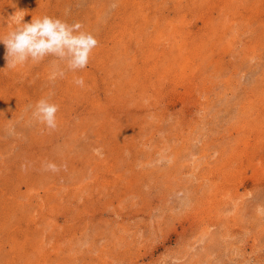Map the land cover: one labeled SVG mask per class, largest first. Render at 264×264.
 <instances>
[{"label": "rangeland", "instance_id": "obj_1", "mask_svg": "<svg viewBox=\"0 0 264 264\" xmlns=\"http://www.w3.org/2000/svg\"><path fill=\"white\" fill-rule=\"evenodd\" d=\"M220 1L0 0V36L47 15L98 40L76 71L7 67L0 42V264H264V45L249 41L264 0ZM184 39L196 63L176 57ZM48 96L54 129L32 115Z\"/></svg>", "mask_w": 264, "mask_h": 264}, {"label": "clouds", "instance_id": "obj_2", "mask_svg": "<svg viewBox=\"0 0 264 264\" xmlns=\"http://www.w3.org/2000/svg\"><path fill=\"white\" fill-rule=\"evenodd\" d=\"M0 42L6 46L7 67L16 68L29 59L39 62L45 56L52 55L57 57L59 62H64L71 71L84 69L89 63L93 49L98 45L96 37L83 30L80 22L69 24L47 15L32 18L28 23L16 21L14 30L0 36ZM57 68L58 71L52 74L53 79L57 75H64L58 63ZM74 82L81 87L84 85L83 77L75 78ZM58 110L59 105L51 102L50 97L41 98L36 102L32 115L39 123L54 129L57 126ZM97 153L99 154V150ZM45 169L52 172L60 170L53 162L46 163Z\"/></svg>", "mask_w": 264, "mask_h": 264}, {"label": "bare ground", "instance_id": "obj_3", "mask_svg": "<svg viewBox=\"0 0 264 264\" xmlns=\"http://www.w3.org/2000/svg\"><path fill=\"white\" fill-rule=\"evenodd\" d=\"M133 1V0H132ZM222 1V0H221ZM221 1H220V3H221ZM253 1H257V0H253ZM259 1H261V0H259ZM135 2V1H134ZM173 2V1H172ZM225 2V1H224ZM236 2H238V1H236ZM189 4V3H188ZM202 4V3H201ZM203 4H205V2H203ZM238 4H239V2H238ZM194 5V4H193ZM200 5V4H199ZM231 5L233 6V3H229V2H225V3H223V5H219L218 6V4L217 3H214L213 2V5L212 6H210L211 8H206L205 9V13H206V18H202V23H203V30H205V32L209 29V26H211L212 28L211 29H213V31L214 32H216L217 33V30H216V28H215V26H213V24H212V21L214 22V18H213V16H214V13H216V12H219V11H221V12H223V11H225V13L227 14V11H229L228 9H230V8H232L231 7ZM240 5H242V6H240L241 8H244L245 6L243 5V4H241L240 3ZM176 6V5H175ZM205 6V5H204ZM200 7V6H199ZM194 8V7H193ZM203 8V7H202ZM117 10V9H116ZM146 10H149V11H153L154 13H156V12H159L160 14L161 13H165V9H163L162 10V8H153V7H148V8H146L145 9V11ZM194 10V9H193ZM204 10V9H203ZM231 10V9H230ZM96 11V10H95ZM235 11V10H234ZM139 12H141V10H139ZM142 12H144V11H142ZM152 12V13H153ZM236 12V11H235ZM240 12V11H239ZM185 14V12L183 11L182 12V14ZM201 13V12H200ZM237 13V12H236ZM250 13H251V11H250ZM137 14H138V12H137ZM191 14H193V12H191ZM222 14V13H221ZM249 15V14H248ZM156 16V15H155ZM237 16V15H236ZM243 16V15H242ZM176 17V16H175ZM201 17H203V15L201 16ZM222 17L223 18H221V23H220V21H218V24H217V26L219 27V31L218 32H222L223 34H227V32H226V30H223V29H221V24L222 23H225V21L224 20H226L227 21V19L226 18H224V16L222 15ZM246 17V16H245ZM144 18H146V17H144ZM165 18V17H164ZM177 20V19H176ZM241 20V19H240ZM248 20V19H247ZM242 21V20H241ZM243 21H244V19H243ZM256 22L258 23V24H261L260 23V21H258V20H255V21H251L250 22V32L249 33H251V36H252V38H250L249 39V41L251 42L250 44H258V46H262V45H264V33H257V28L255 27L256 26ZM264 21L262 20V23H263ZM168 23V22H167ZM248 23V22H247ZM102 24V23H101ZM97 25V24H96ZM239 25V24H238ZM223 26V25H222ZM227 26V28L228 29H230L231 28V25H226ZM248 26V25H247ZM261 26V25H260ZM240 27H241V25H240ZM145 28V27H144ZM170 28H172V27H170ZM244 28V27H243ZM259 29V28H258ZM186 30V29H185ZM249 30V29H248ZM106 31V30H105ZM115 31V30H114ZM117 31V30H116ZM140 31V30H139ZM139 31H137V32H139ZM154 31V30H153ZM157 31V30H156ZM149 32V31H148ZM159 32V31H158ZM212 32V31H211ZM235 32V31H234ZM245 32V31H244ZM176 33V32H175ZM221 33V34H222ZM242 34V33H241ZM157 35V34H156ZM187 35H188V37H186V39H192V38H194V37H197V35H195V36H193V31L192 30H190L188 33H187ZM208 36V35H207ZM229 36H231V35H229ZM250 36V37H251ZM226 37H227V39H228V36L226 35ZM186 39H184V40H182V44H180L179 45V47H177V49L178 48H181L182 50L181 51H176L175 52V55H176V57H185V60H186V62H190V59H189V57H193L194 58V60H193V62L192 63H196V59L198 58V56H195L194 54H187V52H186V50L185 49H187L188 48V46H187V40ZM178 40V39H177ZM234 40V39H233ZM181 41V40H180ZM155 43V42H154ZM198 44V46H201L200 45V43L198 42L197 43ZM205 44V41L203 42V45ZM239 44V43H238ZM243 44V43H242ZM171 45V44H170ZM248 46V45H247ZM140 47V46H139ZM174 48V46H171L170 47V49H169V51L171 52L172 51V49ZM264 48V47H263ZM138 49V48H137ZM141 49H142V47H141ZM196 49V48H195ZM174 50V49H173ZM197 50V49H196ZM199 50V49H198ZM203 50V49H202ZM261 51V50H260ZM170 52H168L167 51V53H170ZM189 53V52H188ZM141 54H142V52H141ZM204 54V53H203ZM185 55V56H184ZM189 57H188V56ZM133 56H134V54H133ZM172 56H174V55H167L166 57L167 58H171ZM203 56V55H202ZM204 57V56H203ZM209 57V56H208ZM119 60V59H118ZM122 60V59H121ZM176 60V59H175ZM198 60V59H197ZM208 60V59H207ZM209 61V60H208ZM207 61V62H208ZM119 62H121V61H119ZM141 63H143V66L142 67H144V65H145V67H146V63L148 64L149 62H147L146 60H145V57H141ZM154 63V62H153ZM111 65V64H110ZM122 65H123V63H122ZM163 65V64H162ZM164 65H165V63H164ZM117 66V65H116ZM137 66V65H136ZM209 66V65H208ZM99 67V66H98ZM104 67V66H103ZM114 67V66H113ZM117 67H119V66H117ZM116 67V68H117ZM122 67V66H121ZM121 67H119V68H121ZM163 67H166V66H163ZM173 67V66H172ZM141 68V67H140ZM186 68V67H185ZM210 68V67H209ZM259 69H261V68H259ZM127 70V69H126ZM142 70V69H141ZM262 70V69H261ZM24 71V70H23ZM145 71V70H144ZM129 72H130V70H129ZM146 72V71H145ZM166 72H168V71H166ZM108 73V72H107ZM164 73V72H163ZM189 73H191V72H189ZM108 74H110V73H108ZM112 74V73H111ZM137 74V73H136ZM147 74V73H146ZM257 74H259V73H257ZM133 75V74H132ZM150 75V74H149ZM145 76V75H144ZM168 76V75H167ZM170 77H172V76H170ZM73 78V77H72ZM181 78V77H180ZM149 79H150V76H149ZM111 80H113V79H111ZM130 80V79H129ZM151 80V79H150ZM94 81V80H93ZM107 81V80H106ZM127 81V80H126ZM137 81V80H136ZM141 81V80H140ZM107 83V82H106ZM150 83H152V82H150ZM142 84V83H141ZM77 85V84H76ZM75 85V86H76ZM146 85V84H145ZM156 85V84H155ZM150 86V85H149ZM89 87V86H88ZM107 87V86H106ZM144 87V86H143ZM146 87V86H145ZM153 87V86H152ZM90 88V87H89ZM154 88V87H153ZM82 89V88H81ZM95 89V88H94ZM123 89V88H122ZM111 90V89H110ZM109 90V91H110ZM121 90V89H120ZM239 90V89H238ZM104 91V90H103ZM118 91V90H117ZM141 91V90H140ZM158 91V90H157ZM240 91V90H239ZM128 92V91H127ZM235 92V91H234ZM237 92V91H236ZM47 93V92H46ZM100 93V92H99ZM111 93V92H110ZM161 93V92H160ZM85 94V93H84ZM236 94V93H235ZM242 94V93H241ZM263 94V93H262ZM75 96V95H74ZM114 96V95H113ZM116 96V95H115ZM52 97H53V95H52ZM108 97V96H107ZM117 97V96H116ZM148 97H149V95H148ZM48 98H49V96H48ZM153 98V97H152ZM127 99V98H126ZM205 99V98H204ZM207 99V98H206ZM112 100H113V98H112ZM111 100V101H112ZM57 101V100H56ZM98 101V100H97ZM83 102V101H82ZM153 102H154V100H153ZM204 102V101H203ZM209 102V101H208ZM191 103V102H190ZM112 104V103H111ZM87 105V104H86ZM114 105V104H113ZM122 105V104H121ZM101 106V105H100ZM156 106V105H155ZM208 106V105H207ZM106 107H107V105H106ZM238 107V106H237ZM94 108V107H93ZM98 108V107H97ZM230 108V107H229ZM76 109V108H75ZM103 109V108H102ZM232 109V108H231ZM249 109V108H248ZM99 110V109H98ZM104 110V109H103ZM110 110V109H109ZM115 110V109H114ZM128 110V109H127ZM154 110V109H153ZM234 110H236V109H234ZM237 111H239V110H237ZM89 112H91V111H89ZM105 112V111H104ZM157 112V111H156ZM250 113V112H249ZM121 114V113H120ZM119 114V115H120ZM113 115V114H112ZM137 115H138V113H137ZM227 115V114H226ZM241 115V114H240ZM257 115V114H256ZM114 116V115H113ZM232 117H234V115H231ZM236 117H238V115L236 116ZM229 118V117H228ZM235 118V117H234ZM239 118V117H238ZM255 118V117H254ZM259 118V117H258ZM237 119V118H236ZM159 120H161V119H159ZM179 121V120H178ZM236 121V120H235ZM122 122V121H121ZM124 123V122H123ZM64 124V123H63ZM126 125V124H125ZM233 126V125H232ZM45 127V126H44ZM35 128V127H34ZM57 128V127H56ZM243 130V129H242ZM110 131V130H109ZM43 132V131H42ZM82 132V131H81ZM135 132V131H134ZM85 133V132H84ZM136 133V132H135ZM219 134V133H218ZM45 136V135H44ZM247 136V135H246ZM45 138H46V136H45ZM260 140V139H259ZM136 150V149H135ZM67 151V150H66ZM73 151V150H72ZM238 151H240L239 149H238ZM75 152V151H74ZM101 153V152H100ZM180 153V152H179ZM71 156V155H70ZM103 156V155H102ZM231 159H234L233 158V156H229ZM121 158H122V156H121ZM125 158V157H124ZM123 158V159H124ZM171 158V157H170ZM113 159V158H112ZM111 159V160H112ZM117 159V158H116ZM136 159V158H135ZM220 159V158H219ZM238 159V158H237ZM88 160V159H87ZM218 160V159H217ZM137 161V160H136ZM61 162H62V160H61ZM219 164V163H218ZM224 165V164H223ZM120 166V165H119ZM138 166V165H137ZM217 166V165H216ZM86 168V167H85ZM88 168V167H87ZM121 168V167H120ZM224 168H226V167H224ZM221 169V168H220ZM229 169V168H228ZM140 170V169H139ZM146 170V169H145ZM144 170V171H145ZM155 170V169H154ZM153 171V170H152ZM211 170H208V172H206L204 175H202V174H200V178H205V179H208V173L209 174H212V175H216V174H214V171H211ZM231 171V170H230ZM141 172V171H140ZM154 172V171H153ZM224 172H226V169H222L221 170V172H218V173H220V175L222 176V177H226L227 176V174H224ZM70 173V172H69ZM79 173H77V175H78ZM127 174V173H126ZM142 174V173H141ZM71 175H72V173H71ZM146 175V174H145ZM147 176V175H146ZM157 176V175H156ZM83 178V177H82ZM199 178V177H198ZM71 179V178H70ZM210 179V178H209ZM222 179V178H221ZM43 180V179H42ZM254 180H255V178H254ZM259 180V179H258ZM49 181V180H48ZM51 181V180H50ZM71 181V180H70ZM148 181H149V179H148ZM260 181V180H259ZM38 182V181H37ZM214 182V181H213ZM82 183V182H81ZM85 183V182H84ZM149 183V182H148ZM111 184V183H110ZM113 184V183H112ZM27 185V184H26ZM150 185V184H149ZM228 185V184H227ZM107 186V185H106ZM153 186V185H152ZM222 186H224V185H222ZM91 187V186H90ZM154 187V186H153ZM216 187H217V183H216ZM16 188V187H15ZM49 188V187H48ZM92 188V187H91ZM218 188V187H217ZM235 188V187H234ZM32 190V189H31ZM90 191V190H89ZM157 191V190H156ZM161 192V191H160ZM215 192V191H214ZM223 192V191H222ZM228 192V191H227ZM100 193V192H99ZM154 193H156V192H154ZM73 194V193H72ZM83 194V193H82ZM218 194V193H217ZM63 196V195H62ZM202 196V195H201ZM85 197V196H84ZM87 197V196H86ZM86 200H88V199H86ZM205 204V203H204ZM57 205V204H56ZM237 206V205H236ZM147 209V208H146ZM232 209V208H231ZM240 210V209H239ZM45 213V212H44ZM88 213V212H87ZM47 214V213H46ZM85 214V213H84ZM118 215V214H117ZM228 222V221H227ZM16 223V222H15ZM113 223V222H112ZM87 224V223H86ZM130 224V223H129ZM49 225V224H48ZM121 225V224H120ZM50 226V225H49ZM72 226V225H71ZM129 228V227H128ZM131 228V227H130ZM189 230H190V228H189ZM184 231V230H183ZM116 236V235H115ZM120 237V236H119ZM70 239V238H69ZM124 239V238H123ZM67 241H68V239H67ZM36 242H37V240H36ZM39 242V241H38ZM33 247H35V246H33ZM112 251V250H111ZM109 252V251H108ZM107 252V253H108ZM35 253V252H34ZM112 253V252H111ZM39 254V253H38ZM4 255H6V254H4ZM102 255V254H101ZM121 255V254H120ZM91 256V255H90ZM130 256V255H129ZM6 257V256H5ZM24 258V257H23ZM43 258V257H42ZM115 259V258H114ZM106 260V259H105ZM6 261V260H5ZM120 261V260H119ZM128 261H130V258H129V260ZM44 262V261H43ZM129 263V262H128ZM102 264V263H101Z\"/></svg>", "mask_w": 264, "mask_h": 264}]
</instances>
